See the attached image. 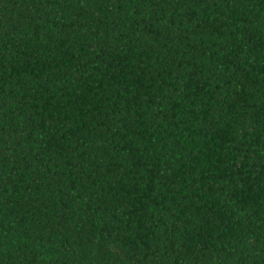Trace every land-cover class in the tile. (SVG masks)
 <instances>
[{
	"label": "trees",
	"instance_id": "1",
	"mask_svg": "<svg viewBox=\"0 0 264 264\" xmlns=\"http://www.w3.org/2000/svg\"><path fill=\"white\" fill-rule=\"evenodd\" d=\"M0 264H264V0H0Z\"/></svg>",
	"mask_w": 264,
	"mask_h": 264
}]
</instances>
